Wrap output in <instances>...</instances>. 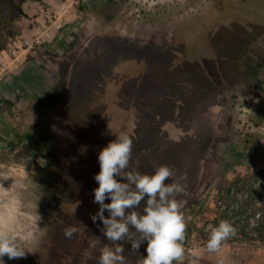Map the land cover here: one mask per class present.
<instances>
[{
	"label": "rangeland",
	"instance_id": "obj_1",
	"mask_svg": "<svg viewBox=\"0 0 264 264\" xmlns=\"http://www.w3.org/2000/svg\"><path fill=\"white\" fill-rule=\"evenodd\" d=\"M121 130L128 170L187 177L182 264H264V242L200 234L219 186L264 169V0H0V231L28 250L5 264H99L98 155ZM121 246L143 264L147 242Z\"/></svg>",
	"mask_w": 264,
	"mask_h": 264
},
{
	"label": "clouds",
	"instance_id": "obj_2",
	"mask_svg": "<svg viewBox=\"0 0 264 264\" xmlns=\"http://www.w3.org/2000/svg\"><path fill=\"white\" fill-rule=\"evenodd\" d=\"M113 133L116 138L99 152L100 171L95 175L98 187L94 189L93 202L100 208L91 219L93 223H102L98 227L111 242L101 249L99 264H125L121 242L126 239L136 251L147 242L143 264H182L188 220L183 212L186 201L179 197L187 194V185L183 183L187 177H177L167 164L155 167L151 173L128 170L133 138L127 130ZM106 199L111 202L105 203ZM77 232L73 225L65 229L64 236L71 239ZM235 234L233 223L221 221L211 228L207 251L219 253L224 242ZM134 236L138 239L133 240ZM27 252L14 234L0 231V264H5V255L15 260L26 257ZM219 264H224L223 259Z\"/></svg>",
	"mask_w": 264,
	"mask_h": 264
},
{
	"label": "trees",
	"instance_id": "obj_3",
	"mask_svg": "<svg viewBox=\"0 0 264 264\" xmlns=\"http://www.w3.org/2000/svg\"><path fill=\"white\" fill-rule=\"evenodd\" d=\"M218 191L217 213L200 229L202 238L208 241L211 228L227 220L235 226L236 234L224 244L264 242V169L237 176Z\"/></svg>",
	"mask_w": 264,
	"mask_h": 264
}]
</instances>
